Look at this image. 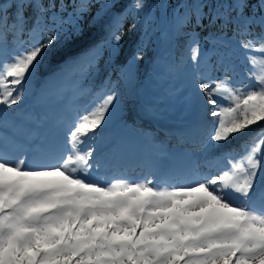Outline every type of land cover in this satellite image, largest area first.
Wrapping results in <instances>:
<instances>
[{
	"label": "snow or ice",
	"instance_id": "6c2138e0",
	"mask_svg": "<svg viewBox=\"0 0 264 264\" xmlns=\"http://www.w3.org/2000/svg\"><path fill=\"white\" fill-rule=\"evenodd\" d=\"M150 50L182 82L141 106L175 123L145 129L126 114ZM61 56L71 106L11 111ZM0 264H264V0H0Z\"/></svg>",
	"mask_w": 264,
	"mask_h": 264
},
{
	"label": "rangeland",
	"instance_id": "374dc122",
	"mask_svg": "<svg viewBox=\"0 0 264 264\" xmlns=\"http://www.w3.org/2000/svg\"><path fill=\"white\" fill-rule=\"evenodd\" d=\"M124 2L128 3L130 2V0H124ZM125 30L127 31V28ZM86 31H88L87 28ZM96 35H98V32H96L95 30L91 31L84 40L72 46L69 49L68 54L71 55L77 52L80 47L87 44ZM138 36L139 29L137 30L135 35L129 34L125 36V44L120 56V60H123L125 56L131 54L132 45L134 44L135 39ZM151 56L152 50L149 51L148 57L141 61V78L136 86V99L134 100V102H131L129 104V109L126 114V119L129 124H132V122L135 121L136 127L145 129L158 128L157 126H155L157 125L156 123H164L163 120H165V122L167 120V122H170V124L173 122L172 119L169 118H162L159 121L151 120L143 115L141 106L145 103H152V101H154L153 103H158L160 108L164 109L167 106V101L164 99L165 90L170 87L179 86V84L182 82V80H179L178 82L177 80H171L170 78H164V81H162L159 76L155 77L152 68V61L150 59ZM62 59V56L57 57L51 63L44 64L40 67L38 74L39 80L40 82L48 81V84L46 86L48 87L49 95L45 99L41 100L38 98V95L34 93L32 97L23 101L19 109L14 106L11 111L31 113L36 118H47L50 121H54L59 117L64 109L71 106V104L75 100L79 78H73V76L69 75L61 80L53 81L52 77V74L57 71V64ZM150 75L153 76H151L150 78ZM153 77H155V79ZM159 82L161 83L159 84ZM245 82L252 83L251 81L247 80ZM81 83H83L84 85H88L92 83H99V81L97 80L94 82L91 78H88L82 80ZM40 86V83L36 85L37 88H39ZM137 103L140 107L137 106ZM161 136H163V133H161ZM167 143L174 144L175 142L173 141V139H171ZM144 144H142L139 139H135V150L130 154V166L123 169L132 179H139L142 175H145L147 173V169L137 166L139 163L138 161H140L143 157L154 153V149L151 145L146 144L148 146L146 150ZM174 153H176V151Z\"/></svg>",
	"mask_w": 264,
	"mask_h": 264
},
{
	"label": "trees",
	"instance_id": "16d2710c",
	"mask_svg": "<svg viewBox=\"0 0 264 264\" xmlns=\"http://www.w3.org/2000/svg\"><path fill=\"white\" fill-rule=\"evenodd\" d=\"M153 68V67H152ZM151 70V69H150ZM154 74H155V77H157L158 75L154 72ZM151 76H153V75H150V78H151ZM155 77H153L154 79H155ZM73 78H75V77H73ZM149 78V79H150ZM162 81H164L163 79H162ZM178 82H179V80H177ZM161 82H159V84H160ZM149 96V95H148ZM156 101V100H155ZM154 101H152V103H153ZM137 106L138 107H140L139 106V104L137 103ZM142 108V107H141ZM167 121V120H166ZM163 122H165V120H163ZM165 126V125H164ZM139 128V127H138ZM175 143H177L176 141H174ZM168 146H170V149L174 152V150H176V149H179L180 151H181V147H178L177 145L175 146V147H172V144H169ZM174 146V145H173Z\"/></svg>",
	"mask_w": 264,
	"mask_h": 264
}]
</instances>
